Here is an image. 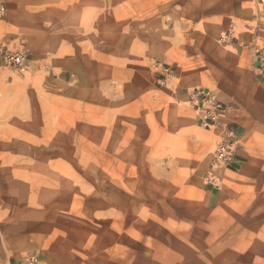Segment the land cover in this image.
<instances>
[{
    "label": "rangeland",
    "instance_id": "obj_1",
    "mask_svg": "<svg viewBox=\"0 0 264 264\" xmlns=\"http://www.w3.org/2000/svg\"><path fill=\"white\" fill-rule=\"evenodd\" d=\"M256 1L112 0L102 6L95 41L88 27L92 21L64 22L79 50L63 53L66 58L54 67L42 65L46 81L26 84L33 59L27 39L2 42L0 37L29 61L22 72L0 64V97L11 116L16 98L23 123L14 128L7 119L0 127V249L10 251L11 238L22 249L37 239L54 264L236 263L237 256L215 260L206 245L181 243V234L191 230L169 227L175 190H195V175H204L212 186L208 177L219 133L205 130L181 103L176 70L165 58L179 38L175 14L186 4L194 13L203 5L219 8L236 32L222 42L223 31L217 44L250 53L245 37L254 34ZM48 39L43 60H54L53 35ZM62 47L66 50L67 43ZM37 116L44 118L40 126ZM235 119L231 112L228 122ZM256 132L255 151L262 159L250 172L261 175L257 188L264 189L263 128ZM221 171L228 170L217 174ZM14 174L17 180H9ZM254 205V216L264 220V193L254 197ZM255 231L259 236L264 228ZM200 237L204 240L205 233ZM194 247L193 260H173Z\"/></svg>",
    "mask_w": 264,
    "mask_h": 264
},
{
    "label": "crops",
    "instance_id": "obj_2",
    "mask_svg": "<svg viewBox=\"0 0 264 264\" xmlns=\"http://www.w3.org/2000/svg\"><path fill=\"white\" fill-rule=\"evenodd\" d=\"M4 1L7 14L0 22L2 42H12L10 40L25 37L26 49L33 56L30 74L25 77L24 84L33 79L46 81L47 75L39 71L43 68L42 65L51 64L54 67L66 58L63 53L70 54L79 50L75 44V33L69 29L67 33L65 27L69 26L64 22L92 21L93 24L88 27L94 30L95 41L96 27L102 19V6L113 3L112 0ZM186 5L180 13L175 14L176 20L179 21L176 28L179 38L175 40L172 56L165 59L172 61L176 70L173 81L182 92L181 103L187 105L188 93L192 90L207 88L218 100L232 108L236 122H228V114L224 116L222 124L234 123L237 126L241 165L238 171L219 172L216 186L208 185L204 175H195L193 177L198 181L195 190H175V199L170 205L173 215L170 217L169 227L182 231L191 230L188 234H181L182 239H185L181 243L194 246L204 244L207 246L206 254L214 253L215 260H222L226 255H231L232 260L237 256L234 264H264V233L260 232L259 237V232L255 231L264 228V220L254 216V197L262 195L264 189L257 188V181L262 180L261 175L250 172L259 168L262 159V155L255 151L256 128H263L264 131V86L259 81L254 66L252 46L255 35L245 37L250 46V53L240 51L234 45L220 46L217 40L223 31L225 34L229 30L230 23L221 16L219 8L203 5L200 12L194 13V8ZM252 24L255 33V6ZM246 30L250 31L248 28ZM98 32L100 42L99 28ZM49 35H53L55 39L52 49L55 59L43 60V51L48 45ZM64 43H67L66 50L62 47ZM15 100L12 105L16 112L11 116L7 110V100L0 97V127H5L6 120L10 119L14 128H23L18 112L19 104ZM43 119V116H37L38 126L44 123ZM21 162L19 157L18 163ZM9 180L16 181L15 174L9 176ZM259 209H262V205ZM202 232L205 233L204 240L200 237ZM5 250L9 251V248L6 247ZM5 250L0 249V258L3 260ZM47 251L40 240L36 239L22 249L19 248L18 242L11 238L7 255L14 260H21L24 257L19 256L27 252V255H36L42 264H54ZM51 252L55 254L53 249ZM197 253L198 250L194 247V251L187 256L176 254L173 260H193Z\"/></svg>",
    "mask_w": 264,
    "mask_h": 264
},
{
    "label": "built area",
    "instance_id": "obj_3",
    "mask_svg": "<svg viewBox=\"0 0 264 264\" xmlns=\"http://www.w3.org/2000/svg\"><path fill=\"white\" fill-rule=\"evenodd\" d=\"M7 14L4 0H0V22ZM255 39L253 43L254 66L258 78L264 81V0H257L255 4ZM235 35V28L230 24L229 30L221 37L222 42L231 41ZM28 57L23 50H11L0 43V64L4 67L25 71L28 68ZM168 73L169 69H165ZM172 77L167 74L166 79ZM186 104L198 116L201 126L207 131H218L217 142L212 157V172L209 174V183L216 186L218 170L238 171L241 165L239 156L240 138L237 126L234 123L222 124L225 115L232 112V108L221 102L211 92L204 89H195L188 93ZM0 264H42L36 255H27L21 260H14L7 254Z\"/></svg>",
    "mask_w": 264,
    "mask_h": 264
}]
</instances>
